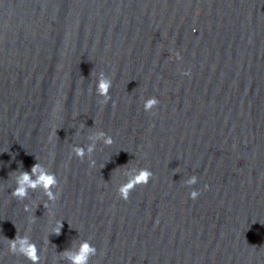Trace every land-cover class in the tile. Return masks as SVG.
Wrapping results in <instances>:
<instances>
[{
	"label": "clouds",
	"instance_id": "1",
	"mask_svg": "<svg viewBox=\"0 0 264 264\" xmlns=\"http://www.w3.org/2000/svg\"><path fill=\"white\" fill-rule=\"evenodd\" d=\"M176 58L179 60L180 54L177 52L175 53ZM184 75H188L187 72L183 73ZM112 87V81L110 79H107L103 76V73L100 74V78L98 80L97 84V92L99 95H102L105 97L104 104H107V102L110 100L109 90ZM159 101L156 98H151L146 101L144 105L145 111H150L154 107L158 105ZM104 138V143L106 145H111L113 143V139L110 136H105L104 133L98 134V137L96 138ZM93 148L90 146L88 148V152H91ZM74 152L76 157L83 159L85 155V150L82 147H76L74 148ZM90 166H92L90 164ZM153 173L148 169H140L139 172L129 181L126 183L120 185L118 192L119 197L123 200H128L130 196V192L133 188L137 186V184L141 185H147L149 180L152 178ZM35 177V179H33ZM196 182V177L193 176L190 180L187 181L188 184H193ZM58 181L56 178V175L54 173H48L44 171L41 166L37 163L34 164L31 168V171H24L20 170L16 180L15 184L16 187L11 192V195L18 199L23 200L28 196L29 189H32L35 191L37 188H42L45 192V195L48 197L49 200H56L58 197L56 195H53L52 188L57 185ZM207 187V185L205 186ZM190 198L196 199L199 195L198 191H192L190 192ZM47 207V205H45ZM28 208L25 207V211H27ZM62 227V223L58 222L57 227L54 229L55 234H59L60 228ZM17 242L20 245V252L21 254L25 255L28 259L33 261V264H38L39 257L36 255L35 246L32 244H29L27 238L12 240L10 242L11 245V251L13 253L17 250ZM96 252V249L88 244L87 242H84L80 249L75 254H69L68 259L71 261V264H88L89 257L91 255H94Z\"/></svg>",
	"mask_w": 264,
	"mask_h": 264
}]
</instances>
